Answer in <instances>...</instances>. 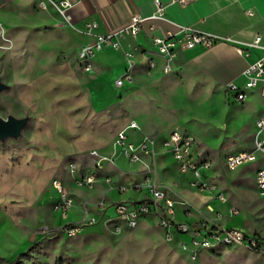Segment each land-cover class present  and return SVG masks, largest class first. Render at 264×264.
Wrapping results in <instances>:
<instances>
[{"label": "rangeland", "instance_id": "obj_1", "mask_svg": "<svg viewBox=\"0 0 264 264\" xmlns=\"http://www.w3.org/2000/svg\"><path fill=\"white\" fill-rule=\"evenodd\" d=\"M53 23V15L40 10L37 0H0V117L22 122L16 134L0 136V264H264V200L256 190L257 164L235 171L222 165L227 153L255 150L262 134L251 124L232 126L221 134L208 129L213 141H198L217 163L215 182L227 199L216 205L219 211L208 192L189 186V175L176 172L165 182L166 170L177 171L171 160L158 157L154 177L192 203L193 222L220 226L240 222L260 249L221 245L192 252L185 248L184 236L168 232L152 218L137 228H118L95 209L104 186L75 190L78 201L89 203L98 224L74 237L55 231L58 218L52 210L51 181L58 178L72 186L69 165L92 163L89 150L111 146L116 132L132 117L125 105L127 96L114 88L116 76L106 80L100 74L82 73L76 62L75 31L57 29ZM196 86L194 81L184 82L179 90L192 93ZM140 97L153 108L149 118H158L164 127L181 117L182 109L189 115L175 124L180 130L197 122L189 116L208 128L222 121L221 98L183 99L174 94L155 108L154 101ZM172 106L180 111H170ZM191 131L199 140L209 139L195 126ZM233 206L239 209L235 219L227 212ZM43 228L48 232L39 233Z\"/></svg>", "mask_w": 264, "mask_h": 264}, {"label": "built area", "instance_id": "obj_2", "mask_svg": "<svg viewBox=\"0 0 264 264\" xmlns=\"http://www.w3.org/2000/svg\"><path fill=\"white\" fill-rule=\"evenodd\" d=\"M77 0H38V8L50 12L54 17V26L58 29L71 27L78 30L73 22L71 10ZM193 0H178L181 4H187ZM155 10L150 16L132 15L126 24L118 26L107 32L99 30L100 25L95 20L86 22L80 31L88 38L82 43L76 54L78 68L82 73L89 74L93 71L94 60L98 52L107 47L123 51L126 67L123 73L115 80V86L122 88L132 86L134 83L133 70L137 65V59L132 52L124 51L122 39L135 38L143 30V24L147 20L168 21L166 6L161 0H154ZM176 32H168L165 35L155 36L152 46L164 59L162 72L168 74L173 71L179 52L190 50L196 46L212 47L219 42H231L237 46L240 54H245L249 47L261 46V36L257 35L252 42H241L230 37H220L215 34L204 32L192 26L178 25ZM154 28V27H153ZM146 68L149 72L157 68L155 58L145 56ZM245 82L238 86L232 82L226 85V90L236 102H243L250 91L259 90L264 97V57L250 63L244 70ZM255 126L262 134L255 142V150L230 152L224 158V166L228 170L235 171L247 164L255 163L262 159L255 174L256 190L264 199V116L256 119ZM140 129L138 123L132 120L127 126L119 130L114 139L117 148L115 154L107 153L100 149H92L89 154L95 161L94 170L81 174L77 163H71L69 170L74 177V183L78 188L92 189L100 182H105L110 188L125 192L132 189L146 196L141 200H124L121 202H109L104 195L96 208L105 214L110 221L121 228V222L128 228H137L141 219L153 217L157 223L168 232L176 233L185 237V248L190 247L192 252L212 249L221 245L247 246L254 248L257 240L249 236L244 230L236 227H223L216 223L191 222V212L194 206L187 199L170 188L158 183L154 177L157 171V158L165 153L172 156L178 169L182 173L190 174L189 184L192 188L208 192L214 199L225 203L226 195L218 189L212 176L213 161L199 153L196 148V138L180 129H173L164 138L160 145L155 138L144 136L139 142L129 138V131ZM118 157H124L129 164H146L147 168L142 171V177L134 182L122 186L113 182L110 175L103 173L105 164L117 165ZM51 190L54 194L52 210L57 214L61 222L55 227V231L74 237L84 232L88 227L98 224V218L89 210L87 202L77 203L69 188L61 179L51 181ZM74 210L80 211L78 219L69 220V215ZM231 217L239 215L236 206L228 210ZM183 216V220L180 219ZM189 220V221H188ZM48 232V228L39 230V233Z\"/></svg>", "mask_w": 264, "mask_h": 264}, {"label": "crops", "instance_id": "obj_3", "mask_svg": "<svg viewBox=\"0 0 264 264\" xmlns=\"http://www.w3.org/2000/svg\"><path fill=\"white\" fill-rule=\"evenodd\" d=\"M161 1L166 6L168 21L147 20L143 24L142 32L137 37H126L122 39L123 50L132 52L137 59V65L133 70L134 83L132 86H125L122 88H117L115 86V80L125 70L126 60L123 51L115 50L110 47L97 53L94 60L93 71L87 74L88 76L95 75L97 77H99L100 74L106 80H111L116 76L113 82L114 88L127 96L125 105L130 111L132 120L136 121L140 127V129H132L129 131L130 140L139 142L144 136H151L155 138L157 144L160 145L161 141L176 128L175 124L177 121L182 119L187 113L182 109L181 117H177L174 121L172 120L167 127H164L158 118H149V114L153 108L149 105L146 106L144 99H142L140 95H143V98L147 99L148 102L149 100L154 101L153 105L155 108H159L158 105L161 100L168 102L170 97L174 94L183 99H185L184 97L186 96L191 98L195 95L209 99L221 98L222 105L218 114L222 121L219 125L214 126V128L202 127L203 123L198 120V118L189 116L193 117L197 122L190 125L189 130L183 128L181 130L192 134L195 138V134L191 131L193 126L202 130V132L207 135H209V133L206 132L208 129H217V132L221 134L226 133L232 126L250 124L255 126L256 119L264 116V97L260 94L259 90H253L248 93L247 98L243 102H236L234 98L227 93L226 85L232 82L238 86H243L245 82L244 70L250 63L264 57V48L249 47V49L245 50V54H240L237 51V46L231 42H219L209 48L196 46L190 50L179 52L173 71L164 74L162 72L164 59L153 48L152 39L155 36L165 35L168 32H176L178 30V24L192 26L204 32L215 34L220 37H230L241 42H252L257 35H260L261 46L264 47V0H193L187 4H181L178 0ZM154 10V0H77L71 10V14L73 22L78 30L71 27L65 29H73L75 31L74 33H76V35L73 34V36L78 40V50L82 43L88 41V38L80 32L84 28L86 22L95 20L100 25L99 30L101 32H107L126 24L129 18L134 14L150 16ZM145 56L157 60L158 65L155 70L151 72L147 70ZM139 76L143 78L142 81H140ZM192 81L196 82L197 85L192 93L187 92L186 94L183 90H179L184 82ZM170 111L178 113L180 109L172 106ZM187 115L189 114L187 113ZM132 120H130L128 124ZM198 141L210 143L213 140L210 135L209 139L204 138V140H199L196 138V148L199 153L208 156L213 161L212 176L215 181V165L217 163L206 151L200 149ZM92 149H100L109 154L118 153L114 141L109 147H92L89 152ZM89 152L88 156L92 163L85 165V167L77 164L81 174L94 170L95 161L90 156ZM160 156L163 157L162 159L171 160L177 169V171L166 170L165 175L167 180L164 181L169 182L172 175L176 172H180V170L171 155L163 153ZM225 156L226 154L222 159L223 166ZM261 163L262 159L255 162L257 166L255 168L254 178L257 168ZM139 165L141 164H129L124 157H118L117 165L105 164L103 173L110 175L114 183L126 186L132 183L133 180L142 177V171L138 169ZM167 173H170V176H168ZM187 175L190 176L188 179L189 183L191 175ZM114 176L117 180H114ZM172 179L174 180V178ZM65 184L69 185L67 182H65ZM178 184L180 183L177 182V185ZM102 186L105 188L102 190L101 198L104 195H106V198L111 196L109 199L107 198L109 202H121L129 199L141 200L146 196L144 193L133 192L131 189L123 193L118 192V190L110 188L105 182H100L92 189L96 190ZM180 187L182 191L185 192L184 184ZM69 188L76 202L81 203L82 201H78L76 198L75 190L84 188L76 187L74 179L72 181V186H69ZM218 189L223 191L219 186ZM177 194L180 195V193ZM186 194L188 195V193ZM52 196L54 197L53 192ZM210 196L213 200V206L219 211L216 205H222L224 203L214 199L211 194ZM97 203L98 202L94 203V206ZM95 209L98 210L96 206ZM72 213L75 216L74 218H71ZM55 215L58 218V224H60V217L57 214ZM101 215L104 216V218H108L105 214L101 213ZM79 216L80 211L74 210L70 213L69 220L78 219ZM237 216L232 218L235 219ZM179 217L181 220L184 219L182 215ZM150 218L155 219L153 217H145L141 219L139 226L143 221L146 223ZM189 220L193 222L191 217ZM121 225L122 227L128 228L122 222ZM223 227H236L244 230L240 222H231L228 225H223Z\"/></svg>", "mask_w": 264, "mask_h": 264}, {"label": "water", "instance_id": "obj_4", "mask_svg": "<svg viewBox=\"0 0 264 264\" xmlns=\"http://www.w3.org/2000/svg\"><path fill=\"white\" fill-rule=\"evenodd\" d=\"M2 87V83L0 81V88ZM22 122L16 119L4 120L0 117V136L7 134H16Z\"/></svg>", "mask_w": 264, "mask_h": 264}, {"label": "trees", "instance_id": "obj_5", "mask_svg": "<svg viewBox=\"0 0 264 264\" xmlns=\"http://www.w3.org/2000/svg\"><path fill=\"white\" fill-rule=\"evenodd\" d=\"M260 247H261V244L257 243V245L253 249H260Z\"/></svg>", "mask_w": 264, "mask_h": 264}]
</instances>
